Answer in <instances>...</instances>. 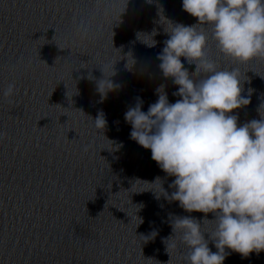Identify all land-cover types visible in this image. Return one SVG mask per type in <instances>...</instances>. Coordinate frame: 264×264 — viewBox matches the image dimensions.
Segmentation results:
<instances>
[{
    "label": "clouds",
    "instance_id": "1",
    "mask_svg": "<svg viewBox=\"0 0 264 264\" xmlns=\"http://www.w3.org/2000/svg\"><path fill=\"white\" fill-rule=\"evenodd\" d=\"M182 8L197 23L173 24L157 54L159 69L177 86L172 95L179 99L170 103L162 84L146 112L137 98L124 119L131 126L130 138L150 150L152 160L174 177L169 185L174 191L163 189L164 198L189 214H204L202 221L191 215L171 220V237L180 233L189 264H224L231 252L243 258L264 252V116L238 123L233 113L249 105L250 96L242 95L238 70H218L207 59L204 27L211 26L217 48L233 60L264 59V0H182ZM152 41L149 47L156 45ZM181 58L194 64L195 72L190 73ZM198 72L203 77L193 79ZM117 87L111 79L97 82L101 100ZM13 89L9 85L4 95H12ZM94 124L105 129L103 112ZM209 213L213 220L207 219ZM205 221L215 222L207 239L201 231Z\"/></svg>",
    "mask_w": 264,
    "mask_h": 264
}]
</instances>
